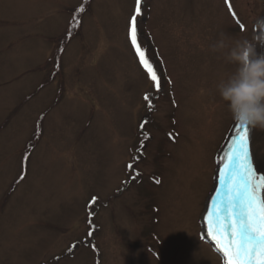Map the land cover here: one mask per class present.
Listing matches in <instances>:
<instances>
[{"label": "rangeland", "instance_id": "obj_1", "mask_svg": "<svg viewBox=\"0 0 264 264\" xmlns=\"http://www.w3.org/2000/svg\"><path fill=\"white\" fill-rule=\"evenodd\" d=\"M84 1L0 0V264H228L207 205L217 162L243 182L241 130L216 89L235 64L212 46L250 37L264 0H141L158 89L136 0ZM248 153L258 181L264 131Z\"/></svg>", "mask_w": 264, "mask_h": 264}, {"label": "snow or ice", "instance_id": "obj_2", "mask_svg": "<svg viewBox=\"0 0 264 264\" xmlns=\"http://www.w3.org/2000/svg\"><path fill=\"white\" fill-rule=\"evenodd\" d=\"M140 5L141 0H136V13L130 20L129 35L140 57V63L158 89L159 78L137 44ZM145 99L148 97L145 96ZM236 127L241 131L234 139L233 155L243 182L226 189L219 207L210 206V210L216 213L217 220L223 217V236L227 238V244L220 250L228 257V264H264V201L259 196L260 189L264 188V176L259 177L258 181L253 177L257 169L252 167L248 153V128L239 124Z\"/></svg>", "mask_w": 264, "mask_h": 264}, {"label": "clouds", "instance_id": "obj_3", "mask_svg": "<svg viewBox=\"0 0 264 264\" xmlns=\"http://www.w3.org/2000/svg\"><path fill=\"white\" fill-rule=\"evenodd\" d=\"M225 48L235 70L217 83L218 95L237 124L264 131V17L254 19L250 37L235 39L229 46L222 34L212 46L213 51Z\"/></svg>", "mask_w": 264, "mask_h": 264}, {"label": "bare ground", "instance_id": "obj_4", "mask_svg": "<svg viewBox=\"0 0 264 264\" xmlns=\"http://www.w3.org/2000/svg\"><path fill=\"white\" fill-rule=\"evenodd\" d=\"M197 163H198V160L196 161V163L194 164V166L192 167V171H189L187 170L185 173H186V176L182 182V185H181V190L180 192L182 193L181 197H182V204L185 203V205H187V199L188 197L190 198V195L191 192H192V188H193V181H191L192 177L195 176V173H197L196 171V166H197ZM198 169V167H197ZM184 173V174H185ZM198 174H196L197 176ZM184 176V175H183ZM198 257V256H197ZM199 258V257H198Z\"/></svg>", "mask_w": 264, "mask_h": 264}]
</instances>
